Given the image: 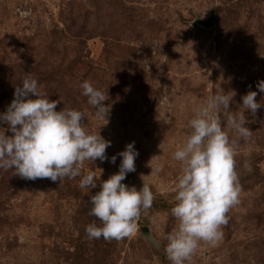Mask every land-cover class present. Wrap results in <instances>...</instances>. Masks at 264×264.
I'll use <instances>...</instances> for the list:
<instances>
[{
    "label": "rangeland",
    "instance_id": "374dc122",
    "mask_svg": "<svg viewBox=\"0 0 264 264\" xmlns=\"http://www.w3.org/2000/svg\"><path fill=\"white\" fill-rule=\"evenodd\" d=\"M28 77L61 101L57 110L84 113L87 130L111 141L109 160L134 142L136 170L122 183L147 182L155 199L131 238L90 240L86 226L99 221L80 176L30 181L0 168V264H170L165 236L178 223L171 208L181 173L172 154L210 96L234 92V113L248 91L264 104V0H0V113ZM85 80L107 93V121L82 95ZM246 116L252 136L235 157L240 202L223 238L201 242L191 264H264V107ZM121 159L86 161L82 175L93 171L99 183Z\"/></svg>",
    "mask_w": 264,
    "mask_h": 264
},
{
    "label": "clouds",
    "instance_id": "9594fccd",
    "mask_svg": "<svg viewBox=\"0 0 264 264\" xmlns=\"http://www.w3.org/2000/svg\"><path fill=\"white\" fill-rule=\"evenodd\" d=\"M80 88L95 115L107 121L111 110L105 104L109 99L107 93L88 80ZM257 88L264 93V80L257 83ZM234 95L221 92L197 106L189 120L191 132L172 154L181 164V173L171 208L178 223L165 236V254L170 264H191L201 242L217 244L223 238L222 226L228 224V212L240 202L243 189L235 157L240 141L248 143L252 136L246 112L255 116L264 104L257 102V91H248L241 98L244 111L234 113L230 109ZM60 102L49 99L35 78H25L16 86L14 98L6 111L0 113V124L7 125L6 130L12 133H0V168L14 170V175L30 181L56 182L80 176L79 187L91 193L89 214L99 221V225L86 226L88 238L116 241L131 238L142 212L147 213L155 199L147 182L139 190L122 183L136 170L139 153L134 142L117 154L122 158L119 171L108 179L98 183L93 171L82 175L86 161L94 163L99 159L115 164L117 155L109 160L106 150L111 141L100 132L87 130L82 111L67 107L57 110ZM221 113L228 129L235 132L234 139L222 127ZM244 168L252 171L248 162ZM162 170L157 166L151 172ZM93 189L98 190L92 194Z\"/></svg>",
    "mask_w": 264,
    "mask_h": 264
}]
</instances>
